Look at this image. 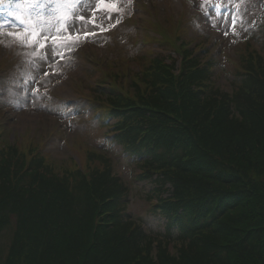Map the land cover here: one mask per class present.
I'll use <instances>...</instances> for the list:
<instances>
[{"label": "trees", "instance_id": "1", "mask_svg": "<svg viewBox=\"0 0 264 264\" xmlns=\"http://www.w3.org/2000/svg\"><path fill=\"white\" fill-rule=\"evenodd\" d=\"M243 44L229 91L211 60L176 78L144 55L121 92L96 89L101 128L118 118L106 135L154 184L164 238L127 215L130 188L104 153L56 167L34 143L3 142L0 232L15 228L0 264H264V57Z\"/></svg>", "mask_w": 264, "mask_h": 264}, {"label": "rangeland", "instance_id": "2", "mask_svg": "<svg viewBox=\"0 0 264 264\" xmlns=\"http://www.w3.org/2000/svg\"><path fill=\"white\" fill-rule=\"evenodd\" d=\"M139 1L147 25L152 21L161 24L164 21L170 28L181 13L186 16L181 32L185 30L184 36L196 44L203 41L205 46L202 48L208 50L207 54L214 62V81L223 91L230 90L233 78L230 63L236 60L235 52L245 48L243 42L246 39L264 54V0ZM16 4L9 3V0L0 3V24L4 25L5 33L22 30L19 21L10 15L17 11ZM97 4L98 0H84L74 9L67 31L57 33L52 28L44 33L64 37L71 34L73 41L79 36V41L68 47L62 43L54 46L49 40L47 48L39 53L45 59L18 55L36 49L9 46V38L3 37L0 43L3 69L0 75V143L25 144L33 139L56 167L69 165L70 157L79 161V153L84 157L87 151L104 153L111 160L113 173L131 189L127 213L142 223L146 233L159 235L164 231V219L153 212L146 200V193L153 183L139 180L133 157L122 151L115 140L106 137L107 129H101V122L91 106L94 102L89 97L94 96L97 88L94 83L103 75L112 78L111 74L117 73L122 77L123 70L132 72L141 65L139 58L143 50L135 46L131 2L113 0L107 11H97ZM104 7L100 5V8ZM53 8L50 0H40L31 15L36 17L40 13L42 18H48L52 16ZM168 13L176 17L173 19ZM81 16L85 19L81 20ZM100 25L107 30L101 31ZM85 33L95 35L86 39ZM83 40L90 43L83 51H78ZM120 78L118 81H123ZM114 84L118 86L117 81ZM81 90L90 95L83 97ZM14 225L12 219L11 224L0 232V263L5 259L12 240ZM169 248L173 252V244Z\"/></svg>", "mask_w": 264, "mask_h": 264}, {"label": "snow or ice", "instance_id": "3", "mask_svg": "<svg viewBox=\"0 0 264 264\" xmlns=\"http://www.w3.org/2000/svg\"><path fill=\"white\" fill-rule=\"evenodd\" d=\"M4 0H0L3 3ZM54 4L53 14L51 17L42 18V14L38 13L36 17L31 15V10L36 8L40 4V0H17L16 12L10 13L14 15L19 21L22 28L18 32H7L3 31L4 25L0 24V43L3 42V37L7 36L9 38V46L15 45L21 48H34L35 52H23L18 53V55L31 57L33 59H45V57H40L39 53L44 51L49 40L52 41L54 46H59L61 43L64 47H68L71 43H76L79 41V36L77 35V40L73 41L71 34L67 37L57 35H45L50 29L55 28L57 33L67 31L71 26V16L74 14V9L79 5L84 3V0H50ZM113 0H98L97 11H107L111 6ZM100 5H104V8H100ZM109 19L111 17H108ZM84 20L85 17H80ZM95 17L93 18V23ZM58 25V27H57ZM95 26V23H94ZM101 31H106L102 25H100ZM95 33H85V38L94 36ZM55 56V53H54ZM61 58H63L61 56ZM47 75V73H45ZM30 78V77H28Z\"/></svg>", "mask_w": 264, "mask_h": 264}]
</instances>
